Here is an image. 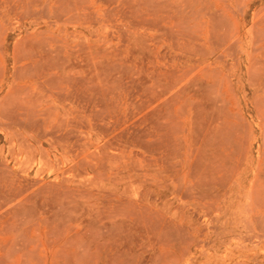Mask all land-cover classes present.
I'll list each match as a JSON object with an SVG mask.
<instances>
[{"label": "rangeland", "instance_id": "obj_1", "mask_svg": "<svg viewBox=\"0 0 264 264\" xmlns=\"http://www.w3.org/2000/svg\"><path fill=\"white\" fill-rule=\"evenodd\" d=\"M0 264H264V0H0Z\"/></svg>", "mask_w": 264, "mask_h": 264}]
</instances>
